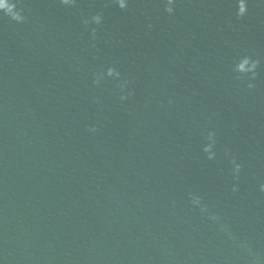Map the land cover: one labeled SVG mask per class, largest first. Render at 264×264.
Here are the masks:
<instances>
[{
	"label": "water",
	"instance_id": "1",
	"mask_svg": "<svg viewBox=\"0 0 264 264\" xmlns=\"http://www.w3.org/2000/svg\"><path fill=\"white\" fill-rule=\"evenodd\" d=\"M8 2L0 264H264V0Z\"/></svg>",
	"mask_w": 264,
	"mask_h": 264
},
{
	"label": "clouds",
	"instance_id": "2",
	"mask_svg": "<svg viewBox=\"0 0 264 264\" xmlns=\"http://www.w3.org/2000/svg\"><path fill=\"white\" fill-rule=\"evenodd\" d=\"M62 2L66 5H70V4H74L75 0H62ZM116 3H118L120 8H126L128 5V0H115ZM168 2V12L171 13L174 11L172 5L174 4L175 0H167ZM10 3L8 2V0H0V10H5L6 6L9 5ZM11 7H8L7 10H10ZM247 9L246 8H239V15L243 16L246 13ZM14 19L16 20H23L24 18L20 15V13L13 15L12 16ZM103 17L100 14H97L95 16H93L91 18V21L89 20H85L84 23L85 24H89L90 22H94L96 24H100L102 22ZM95 35V29H93V36ZM245 66H246V70L244 71V73L247 72H255V69L257 67L258 62H253L251 61L249 58H244L241 61ZM240 62V63H241ZM239 63V64H240ZM239 64L237 66V68L239 67ZM108 74L112 75L115 74L116 77L120 76V73L118 71H116V69L114 68H109L108 69ZM100 79L97 78V80L95 81V83H99ZM249 87H252V85L250 84ZM122 99H127V97H121ZM208 139L210 141H212V143H209L208 145H206L205 147V152L208 153L209 155V159H214L215 158V152L213 151V147L215 144V132H210L208 134ZM233 164L235 165V171L238 173L240 171L241 166L239 164H237L235 162V160H233Z\"/></svg>",
	"mask_w": 264,
	"mask_h": 264
}]
</instances>
